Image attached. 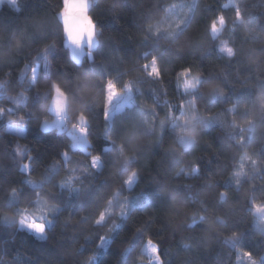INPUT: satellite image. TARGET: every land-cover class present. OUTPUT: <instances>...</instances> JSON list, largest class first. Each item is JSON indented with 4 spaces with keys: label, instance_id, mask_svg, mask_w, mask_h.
<instances>
[{
    "label": "trees",
    "instance_id": "trees-1",
    "mask_svg": "<svg viewBox=\"0 0 264 264\" xmlns=\"http://www.w3.org/2000/svg\"><path fill=\"white\" fill-rule=\"evenodd\" d=\"M53 1L18 0L17 7L8 3L0 6V79H10L8 95L14 96L30 88L27 79L22 84L18 83L21 65L37 57L38 50L48 40L55 38L56 41V47L51 50L53 63L50 72L44 68L43 53H40L36 60L40 65L37 90L27 91L30 99L26 108L17 107L18 112H25L30 118L26 123L21 122L18 116L0 119V214L6 213L11 218L10 222L5 221L0 215V264H82L90 252L97 250V237L107 232L106 226L94 225L96 213L104 206L112 187L133 169L139 170L138 184L132 190L124 188L114 202L117 212L122 205H127L131 220L124 231L116 233L113 254L104 255L102 264H124L116 255V249L129 241L132 226L140 224H146L147 234L154 239L162 238L166 248L179 251L171 264H237L236 250L225 242L233 230L245 234L243 246L251 249L256 257L264 255V235L249 200V197L256 201L264 200V181L256 175L251 164L248 165V173L256 180L255 189L249 186L247 179L239 190L229 181L237 158L245 148L253 153L257 150L264 152V100L260 93V88L264 87V0H237L244 10L245 20L235 24L234 32V11L226 9L224 15L228 17L229 25L216 41L209 35L208 21L221 10V4H229V0H198L195 19L176 43L163 37L157 39L150 33L149 39H143L145 23L153 18L158 6L166 0H93L91 11L103 31L99 47L92 52L94 59L88 55L81 66L73 62L65 46L58 9ZM208 5L214 6L209 9ZM253 27L256 31L249 34L246 29ZM222 41L235 48V57L229 59L218 50ZM146 50L160 56L163 82L152 81L145 75L141 65L145 60L142 53ZM189 66L194 72H200L206 81L200 89L203 96L197 97L200 113L204 116L209 112L213 116L219 114L218 123L211 126L196 124L190 132L193 144L188 150L177 142L178 132L169 131L159 151L156 150V134L140 136L126 145L127 154L136 157V162L129 166L127 172L121 171L123 158L114 148L111 153L104 154L102 174L82 176L81 194L55 196V201L63 207L47 226V240H38L27 230L19 228L18 209L33 208L35 193L25 187L19 201L9 200L8 190L13 186L20 187L26 179L19 171L22 159L13 152L12 144L31 147L35 155L33 175L39 180L46 174V165L69 143L66 133L61 134L56 129L43 133L39 127L42 119L54 116L47 110L50 97L45 99L43 96L45 92L50 93L52 80L60 82L68 92L69 115L73 120L79 111L90 115L95 152L101 151L104 144L102 105L104 83L109 76L117 77L121 82L127 77L139 81L144 95L137 96V107H144L151 115L150 105L162 104L165 99H177V73ZM9 68L12 69L10 78L6 76ZM210 84L221 86L227 94L222 99L212 100ZM162 87L167 89L166 95ZM151 88L155 89L158 100H153ZM245 96L252 101L248 105L251 115L246 114L243 108L238 109L234 116L226 111L227 107ZM0 103L7 105L9 100L5 97L0 99ZM128 117V112L117 115L118 129ZM163 117L164 111L161 110L160 118ZM233 119L245 131L234 127ZM249 119L255 120L252 139H247ZM8 120L26 127V133L9 132ZM122 134L126 137L127 132L122 130ZM241 135L246 137L243 146L236 143ZM78 159L86 162L88 157L73 154V160ZM201 161L199 177L181 175L179 179L175 178L181 168L190 172ZM62 175L61 168L60 173L44 185L41 193L55 192L56 180ZM154 185L162 186L161 196L153 197V204L158 203L159 207L145 210L138 203V198L142 193L148 195ZM222 187L228 189L225 204L218 201L217 194ZM49 199L53 197L49 196ZM202 206L206 208L208 217L206 226L188 229L186 225L190 223L192 214L202 211ZM69 210L71 220L65 221ZM82 216L86 219H81ZM149 216L153 219L149 220ZM218 217L226 223H219ZM116 218L113 215L112 219ZM161 228L162 237L159 233ZM182 238H191L194 247L189 251L180 249ZM138 254L139 245L127 264H137Z\"/></svg>",
    "mask_w": 264,
    "mask_h": 264
},
{
    "label": "snow or ice",
    "instance_id": "snow-or-ice-1",
    "mask_svg": "<svg viewBox=\"0 0 264 264\" xmlns=\"http://www.w3.org/2000/svg\"><path fill=\"white\" fill-rule=\"evenodd\" d=\"M2 2V0H0ZM16 0H9V3L15 6ZM198 0H182L176 3L173 0L158 6L156 14L148 20L145 25L143 39H149V33L152 37L159 39L163 37L165 40L176 43L180 36L191 25L196 16V7ZM214 5H208L209 9ZM74 6L69 3V0H62V5L57 13L60 21L61 29L64 34V43L70 49V57L74 63L80 65L85 52V44L88 47V55L94 59L92 50L100 44L99 37L103 29L99 25L92 14L91 4L81 5L80 16L75 23L72 22L71 9ZM232 8L234 11V20L232 31H235V24H240L245 20L244 10L237 3V0H231L230 4H221V10L217 11L208 21V32L213 41L223 33L229 25V19L224 15L226 9ZM19 11V8L16 9ZM246 31L251 34L256 31L255 27L248 28ZM56 47L55 38L48 40L38 50L37 57L43 53L44 68L51 70L53 59L51 50ZM219 51L225 53L229 59L235 57L236 50L229 46L225 41L218 48ZM142 56L145 58L141 65L145 75L152 81L163 82L164 69L161 67V58L158 54L149 51H144ZM150 56V59H149ZM37 57L31 61H25L21 65V69L17 74L18 83H23L25 79L29 81L30 88L26 91H19L16 95H8V86L11 83L10 79H0V99L7 98L9 103L4 105L0 103V119L6 116H18L21 122H27L30 118L25 112H18V106L27 107L30 97L27 91L37 90L39 83L40 65L36 62ZM12 69L9 68L6 73L7 77H11ZM119 76V74H117ZM205 78L200 72H194L191 66L181 69L177 73L175 88L177 90V99L170 101L165 99L162 104H152L149 106V111L144 107H137V96H143L144 91L140 87V82L132 77H127L121 82L117 77L109 76L104 83V96L102 105V119L104 121L103 140L104 144L101 151L93 152L92 140V122L90 115L85 111H79L73 120L69 115V96L68 92L62 87L57 80H52L50 84V93L45 92L44 98L50 97L48 112L55 114V120L49 121L44 118L40 122V129L43 133H47L51 129H56L59 133L67 135L68 145L61 149L59 155L49 162L45 167V175L37 180L33 175L34 154L31 147L27 144L13 143V152L22 159L19 171L26 177L20 187L13 186L8 190L10 201H19L20 195L24 188L27 187L35 193L33 200L34 207H22L18 209V225L21 230H27L38 240L44 241L48 239V224L52 223V217L57 215L62 210V204L55 201L56 195L67 193L68 195H79L83 189V175L95 176L97 173H103L105 169L104 154L111 153L113 149H118L120 156L123 158L121 171L127 172L131 164L136 162L134 155H128L126 145H130L142 135H157V151L163 148L166 135L179 133L177 142L186 150L190 149L193 140L190 132L194 128L195 123H203L206 126H211L218 123L219 114L213 116L210 112L207 116L200 113L197 104V97L203 96L200 91L205 83ZM165 95L167 89L162 87ZM153 93V100H158V96L154 88L149 89ZM261 99L264 100V87L260 88ZM87 94V93H86ZM227 93L225 89L219 85L210 84L209 96L212 100L217 98L222 99ZM115 103V108L113 104ZM252 103L248 96L243 97L236 103L227 107L226 111L235 115L238 109L243 108L246 114L251 115V109L248 105ZM164 111V117L160 118V111ZM207 111V108L205 109ZM129 113L126 121L120 123L117 127V115ZM246 131L249 133L247 139H252L255 132V120H248ZM70 124V126H69ZM234 127L239 128L241 132L245 129L241 128L240 124L233 119ZM130 127V131H127ZM9 132L26 133V127H14L11 120L7 121ZM122 130L126 131V137L122 134ZM246 137L241 135L236 143L243 146ZM25 153L27 156L25 157ZM73 154L79 156H87V161L73 160ZM203 161V160H202ZM200 163L195 164L190 172H185L183 168L176 172L175 178L179 179L181 175L189 177H199L201 175ZM212 163L211 160L208 161ZM251 164L254 172L262 181H264V152L257 150L255 153L244 149L237 158V165L233 168L229 175V181L239 190L245 179L248 180L249 186L253 189L256 187V180L248 173V165ZM63 169L64 175L60 176L55 183V192L49 190L47 194H42L45 184L51 182L53 176L60 173ZM140 180L139 170L133 169L125 176L119 184L112 187L104 200V206L96 213L93 223L95 226H106L107 232L103 236H98L97 250L90 252L82 261V264H102L104 255L111 256L113 248L116 244V233L124 231L126 225L131 220V216L127 210V205H122L119 212L114 207V202L120 197L122 190L134 189ZM228 181H225L227 183ZM90 187V185L88 186ZM160 185H154L148 195H142L138 198V203L143 209L149 207H159V204H153V197L161 196ZM218 201L225 204L228 201V189L222 187L218 192ZM49 196L53 199H49ZM254 212H264V200L256 201L254 197H249ZM74 207V205H73ZM193 213L190 218V223L186 225L188 229L197 227H205L208 217L205 215L206 208ZM5 221H11V218L6 214H0ZM113 215L117 218L112 219ZM81 219H86L82 216ZM149 220L153 217L149 216ZM218 222L225 224L223 218L218 217ZM71 220V210L65 221ZM261 225H264V216L261 217ZM261 234L264 235V227L260 228ZM160 237L163 236V228L160 230ZM244 233L238 230H233L226 238V243L229 247L236 250L237 264H264V255L256 257L253 251L243 246ZM139 245V254L137 256V264H171L174 256L179 255L178 250L166 248L162 238L154 239L151 234L146 232V224L133 225L132 233L129 241L121 248L116 249L118 255L124 264L137 251ZM194 247L191 238H182L179 241V248L189 251Z\"/></svg>",
    "mask_w": 264,
    "mask_h": 264
},
{
    "label": "water",
    "instance_id": "water-1",
    "mask_svg": "<svg viewBox=\"0 0 264 264\" xmlns=\"http://www.w3.org/2000/svg\"><path fill=\"white\" fill-rule=\"evenodd\" d=\"M93 2H94L93 0H69V3H71L74 6L71 9L72 22H73L74 25H75V23L77 22V20H78V18L80 16V11H81L80 6L84 5V4H87V3H90L91 4V10H92ZM60 8L58 9V12H59ZM65 46L69 49V47L66 44H65ZM84 48H85L84 56L82 58V63L79 66H81L83 64L84 59L88 56V47H87L86 44H85ZM97 48L93 49L92 52L96 51ZM69 51H70V49H69Z\"/></svg>",
    "mask_w": 264,
    "mask_h": 264
},
{
    "label": "rangeland",
    "instance_id": "rangeland-1",
    "mask_svg": "<svg viewBox=\"0 0 264 264\" xmlns=\"http://www.w3.org/2000/svg\"><path fill=\"white\" fill-rule=\"evenodd\" d=\"M18 0H16V2H15V7H17L18 6V2H17ZM4 3H8V4H10L9 3V0H2V2H0V6L2 5V4H4ZM53 3H54V5L56 6V8L57 9H59L60 7H61V5H62V1L61 0H54L53 1ZM231 3V0H229V4ZM11 5V4H10ZM222 42H225V41H222ZM221 42V43H222ZM227 42V41H226ZM220 43V44H221ZM228 43V42H227ZM229 44V43H228ZM229 46H231L230 44H229ZM113 108H115V103L113 104ZM54 114V113H53ZM55 114H54V116H53V118L52 119H48L49 121H52V120H55ZM196 124H198V123H195V125ZM200 124H203V123H200ZM194 125V126H195ZM13 126L14 127H17V125H14L13 124ZM69 126H70V124H69ZM19 127H22V126H19ZM20 134H25V133H20ZM256 214H257V219H258V222H257V224H258V227L259 228H261V227H264V225H261L260 224V221H261V217L262 216H264V212H256Z\"/></svg>",
    "mask_w": 264,
    "mask_h": 264
}]
</instances>
